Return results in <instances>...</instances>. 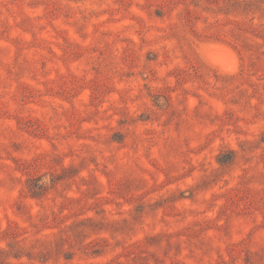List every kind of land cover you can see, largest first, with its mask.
<instances>
[{"label":"rangeland","instance_id":"1","mask_svg":"<svg viewBox=\"0 0 264 264\" xmlns=\"http://www.w3.org/2000/svg\"><path fill=\"white\" fill-rule=\"evenodd\" d=\"M0 264H264V0H0Z\"/></svg>","mask_w":264,"mask_h":264}]
</instances>
